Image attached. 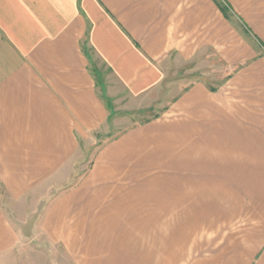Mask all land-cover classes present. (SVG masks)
<instances>
[{"label":"crops","instance_id":"1","mask_svg":"<svg viewBox=\"0 0 264 264\" xmlns=\"http://www.w3.org/2000/svg\"><path fill=\"white\" fill-rule=\"evenodd\" d=\"M0 186V264H264V0H0Z\"/></svg>","mask_w":264,"mask_h":264},{"label":"rangeland","instance_id":"2","mask_svg":"<svg viewBox=\"0 0 264 264\" xmlns=\"http://www.w3.org/2000/svg\"><path fill=\"white\" fill-rule=\"evenodd\" d=\"M217 73L219 76V69H217ZM124 124H127V123L126 122L116 123L117 125L116 128L118 129V126H122ZM108 138L109 137L95 138V140L91 144L83 146L84 153L81 155V158L76 159L74 161V163L76 162L77 170L75 172L76 173L75 176L73 177V180H74L73 182L76 181L78 175H81L83 172L88 171V169L90 168L92 164V161H93V158H94V155L97 149L99 148V146L102 145L103 142H105L106 140H109ZM60 188H62V186L56 187L55 189H53L51 193L54 194V192H56V190ZM0 199L1 200L3 199L5 201L3 188L1 186H0ZM24 229L26 230V228ZM32 237H33V234H31V232H25L23 241H21L22 243H24L23 244L25 248L24 253L26 257H28L27 253H30L31 258H35L39 262L38 264H75L74 255L71 254L68 250H64L62 247H59V246L52 247L48 243L46 244L41 243V241L40 242L35 241V240L31 241ZM27 247L31 248V250H29Z\"/></svg>","mask_w":264,"mask_h":264},{"label":"trees","instance_id":"3","mask_svg":"<svg viewBox=\"0 0 264 264\" xmlns=\"http://www.w3.org/2000/svg\"><path fill=\"white\" fill-rule=\"evenodd\" d=\"M220 5V7H221V9L225 12V13H227V8H225L223 5H221V4H219Z\"/></svg>","mask_w":264,"mask_h":264}]
</instances>
